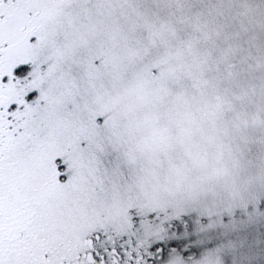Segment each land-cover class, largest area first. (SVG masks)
Returning <instances> with one entry per match:
<instances>
[{"label":"snow or ice","instance_id":"6c2138e0","mask_svg":"<svg viewBox=\"0 0 264 264\" xmlns=\"http://www.w3.org/2000/svg\"><path fill=\"white\" fill-rule=\"evenodd\" d=\"M0 264H264V0H0Z\"/></svg>","mask_w":264,"mask_h":264}]
</instances>
